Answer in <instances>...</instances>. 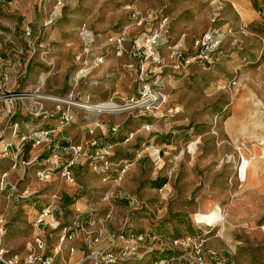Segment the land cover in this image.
<instances>
[{"label": "rangeland", "instance_id": "374dc122", "mask_svg": "<svg viewBox=\"0 0 264 264\" xmlns=\"http://www.w3.org/2000/svg\"><path fill=\"white\" fill-rule=\"evenodd\" d=\"M209 1L0 0V74L8 72L6 90L32 87L36 95H65L67 76L75 67L83 42L82 27L102 40L103 35L127 22L133 9L143 14L161 11L169 19L174 38L181 39L192 53V40L212 26L213 17L217 15L216 21L229 29L230 35L225 38L216 63L210 67L194 63L185 72L178 73L162 70L160 84L154 86L159 87L165 98L159 107L161 116L153 120V130L149 133L143 132L141 125L136 126L133 138L128 141L130 147L135 148L156 134L167 136L177 131L178 137L169 145V155L161 157V164L155 165L150 159L153 171L167 177L169 190H151L144 195L141 187H126L121 180L117 189L134 194L142 203L141 209L129 212L123 202L108 205L101 197L97 202L85 203L93 204L96 211L107 210L101 215L97 213L98 216L110 211L108 227L118 229L116 231L122 229L127 220L137 230L154 228L164 221V226L182 235L198 229L195 220L202 226V222L210 223L213 221L210 219L220 217L215 228L220 236L211 235L208 246L232 264H264V232L261 230L264 225V35L252 26L239 24L235 10L229 15L228 8L232 6L227 0L219 8ZM26 28L30 36H26ZM234 36L239 40L233 46ZM8 53L11 65L1 56ZM162 54L167 61L165 50ZM28 59L25 75L23 63ZM129 63L135 64V61L113 54L106 57L92 72L94 79L100 81L93 86L94 99H105L115 92L122 96L136 93L135 72L126 68ZM14 64L12 71L10 67ZM18 85L23 87L19 89ZM29 102L32 101L14 103L22 116ZM3 110L4 105L0 103V112ZM105 117L119 125L124 122V117ZM77 120L66 134L75 142L86 137ZM188 128L189 133L193 131V137L184 139L182 134ZM188 145L193 149L190 153ZM28 149L29 145L25 147L26 157ZM41 152V147L34 148L32 158ZM173 156L178 160L170 163ZM2 159L0 155V173L9 170L8 162ZM34 169L31 166L25 170L19 181V193L26 190V196L19 198L15 205H9L5 192L0 193V217L12 220V228L5 225L4 235V246L9 252L23 251L26 241L36 232L33 209L39 210L42 202L49 201L54 194L59 198L64 194L93 192L101 195L112 185L101 178L98 179L101 184H94L93 178L88 182L80 179L85 183L82 189L77 180L74 186L57 178L40 182L34 176ZM18 173L21 170L9 171V179L16 180ZM78 254L72 255L70 260H77ZM55 264L64 262L60 258Z\"/></svg>", "mask_w": 264, "mask_h": 264}, {"label": "built area", "instance_id": "2783aa9c", "mask_svg": "<svg viewBox=\"0 0 264 264\" xmlns=\"http://www.w3.org/2000/svg\"><path fill=\"white\" fill-rule=\"evenodd\" d=\"M224 1L226 0L209 2L219 8ZM257 14H260L259 10ZM216 16L213 17L212 26L192 40V53L188 52L181 39L174 38L169 19L161 11L151 10L143 14L133 9L128 21L103 35L102 40L82 27L80 34L83 42L75 59V67L67 76L65 95H36L32 87L20 91L6 90L8 72L1 73L0 103L4 105V110L0 112V155L2 158L7 157L10 164L9 170L0 173V191L5 192L7 199L14 194L16 198L25 197L26 190L19 193L18 183L30 166L35 167L34 176L40 182L57 178L74 186L76 177L71 169L84 165L99 175L103 182L112 183L101 194L103 202L108 205L123 202L129 212L141 209L142 203L134 194L117 189L132 162L128 159H116L117 143L110 142L107 137L115 134L120 125L102 117L126 115L131 118H150L151 122H143L140 129L151 132L153 120L161 116L158 113L159 107L165 101L159 87H154L160 84L162 70L178 73L185 72L194 63L207 67L216 63L223 42L230 35V30L216 21ZM134 30L136 32L132 33ZM25 34L30 36V30L26 28ZM238 40L235 36L232 37L233 46ZM164 50L167 61L162 54ZM109 54L135 61V64L126 65L128 70L135 72L134 95L122 96L115 92L105 99H94L92 89L100 81L94 79L92 72L106 61ZM3 58L11 65L9 53ZM19 64L21 65L20 62ZM14 66L15 64L10 70L14 71ZM39 80L43 82V79ZM18 100L32 101L28 103L24 113L30 119L29 122L22 119L10 122L17 113L14 103ZM78 111L84 113L81 126L86 137L75 142L58 136L75 122ZM50 121H54V124L48 126ZM133 136L134 132L128 131L123 143H127ZM60 141H65V144ZM28 142L32 150L41 147L42 152H48L47 156L40 158L38 154L25 160L23 149ZM189 146L188 153L193 151ZM168 148L169 145L153 144V138L146 139L136 147L134 156L136 159L146 156L155 165H159L161 157L169 155ZM177 160L173 156L169 162ZM13 170H21V173H18L16 180L11 181L8 172ZM172 171L173 168L169 173ZM113 174L116 176L113 177ZM165 190H169L168 179L159 189L160 192ZM59 200L57 194H54L36 212L33 219L36 232L26 241L21 252H9L4 246L6 229L4 219L0 217V264H55L60 258L64 264H232L228 258L220 257L208 246V234L221 221L220 217L210 219L213 220L210 223L202 222L208 229H202L199 235L166 239L150 228L134 229L128 220L119 231H111L108 227L110 211L102 216L90 211L82 220L80 216L84 212L75 206L70 211L71 217L66 219V211L58 205ZM197 223L199 224L198 221ZM261 230L264 232V225ZM214 234L220 236L218 231ZM164 249L170 250L172 254L166 257L154 255L155 251ZM77 252V260L71 261V256Z\"/></svg>", "mask_w": 264, "mask_h": 264}, {"label": "crops", "instance_id": "0c3cea01", "mask_svg": "<svg viewBox=\"0 0 264 264\" xmlns=\"http://www.w3.org/2000/svg\"><path fill=\"white\" fill-rule=\"evenodd\" d=\"M228 3L232 6L231 8H228L229 10V15L233 14L232 10H235V13L238 15L237 16V22H240L239 24H243V25H249L252 26L253 28H255V30L262 34L261 32L258 31V28H260L261 30H264V0H227ZM246 2V3H245ZM260 11V14H257V11ZM244 13H246V17L244 16ZM229 21V20H228ZM264 35V34H262ZM76 116L75 119L77 121H79L81 123L82 121V117H83V112L82 111H78L76 112ZM18 116L20 117H24V115L22 116L20 112H17ZM125 115L122 116H118L117 119H120L122 117H124ZM104 120H108L110 122L111 119L110 117H102ZM112 118V117H111ZM22 119V118H21ZM113 119V118H112ZM75 120V121H76ZM151 119L150 118H131L129 116H125L124 117V122L122 125H120V127H122L123 131L117 136V138H121V136L125 133V131H133V129L136 126H140L143 122H149ZM49 124H54V121H50V123H48L47 125L49 126ZM75 122L70 126L69 130H65L62 133H60L59 136L63 135L66 137V134L68 135L70 133V130L73 128ZM63 134V135H62ZM82 137H80L79 139H81ZM154 139V138H153ZM4 140V139H3ZM121 141V140H120ZM80 142V141H79ZM171 141V144H173ZM131 143V142H130ZM133 143V142H132ZM131 144L127 143H123V142H118L116 145V152H115V157L116 159H128L132 162V165L130 166V169L127 171V173L124 175V177L122 178V183L124 186L131 188L132 186H139L141 187L143 190V194L144 195H148L150 194L151 190H157L155 188H153L151 186V183L156 180L157 178H162L165 175L163 174H156L155 171H153V167L151 164V161L148 157H143L140 159H136L134 156L136 147H130ZM165 146V145H164ZM32 149H30L27 153L28 157H26V154H24V150H23V156L27 159H31L32 158ZM44 152H41V154H43ZM7 160V162L10 160L6 157L4 158ZM74 175L76 177L79 188H83L85 186V183H82L80 181L84 180L85 182H88V179H95V183L94 184H99L100 181L98 179H100L101 177L99 175H97L96 173L92 172L90 169H88L86 166L82 165V166H76L74 169ZM113 176V175H112ZM101 184V183H100ZM103 189V188H102ZM0 193H2L0 191ZM101 193V192H100ZM67 195L71 198L72 203H70L69 205H65L63 204V198L62 196H60V206L62 208L63 211H66V215L65 218L69 219L71 216L70 211H73V208L79 207L84 213H82V215L80 216V219H85V217L88 216V214H90V211H94L93 213L95 215H98L104 213L107 210H102L104 212H102L101 210L96 211V208L93 206V204H87L85 203L86 201H92V202H97L99 200V198L101 197V195H95V193L92 192L91 193H86V194H76V195H69V194H64ZM46 203V202H45ZM120 203V202H118ZM44 205V204H43ZM125 205V204H124ZM33 219L35 217V214L37 211L39 210H35L33 209ZM111 231H116L118 229H114V228H109Z\"/></svg>", "mask_w": 264, "mask_h": 264}, {"label": "trees", "instance_id": "16d2710c", "mask_svg": "<svg viewBox=\"0 0 264 264\" xmlns=\"http://www.w3.org/2000/svg\"><path fill=\"white\" fill-rule=\"evenodd\" d=\"M258 31L259 32H261L262 34H264V30H261L260 28H258ZM11 48V47H10ZM1 56L2 57H5L6 55H4V54H1ZM29 60L30 59H28L27 61V63H23V65H24V68H23V70L25 69V72H24V74L25 75H27V69H28V67H29ZM23 86L22 85H18V87L17 88H22ZM21 118H22V120H24V121H26V122H29V118H27L26 116H24V117H20V116H18V114L16 113L14 116H12V118H11V120H10V122L11 123H14L15 121H20L21 120ZM149 122H151V120L149 121ZM190 130V128H188V130L186 129L185 131H184V133L182 134V136H183V138L184 139H190V138H192L193 137V135H191V134H193V131L191 132V133H189L188 131ZM123 130H122V127H119V129H118V131L115 133V134H113V135H109V137H107V139L110 141V142H115V143H118V142H123V140H124V138H125V136H126V133H127V131H125V133L121 136V138H117V136L122 132ZM178 137V133H177V131H173L171 134H169V135H167V136H161V135H155V137H154V139H153V144H156V142L159 144V143H162L163 145H165V146H167V145H171V141H173V140H175L176 138ZM121 140V141H120ZM60 143H62V144H65V141H60ZM158 144H156V145H158ZM27 145H29V149L27 150V152L31 149V145H30V143L28 142V143H26L25 144V146H24V154H25V147L27 146ZM47 153L48 152H44L43 154H41L40 155V158H44L45 156H47ZM23 158L25 159V160H28L27 158H25L24 156H23ZM2 160H4V163H5V161H7L6 159H2ZM9 161H8V166H9ZM31 167V166H30ZM76 166H74V167H72V171H73V169L75 168ZM73 173H74V171H73ZM116 175L115 174H113V177H115ZM165 183H167V177L166 176H164V177H162V178H157L156 180H154L152 183H151V186L153 187V188H155V189H157V190H159ZM16 195L14 194V196L13 197H11L9 200V205H15V203H16V201H18V199L19 198H16L15 197ZM62 198H63V204H65V205H69L70 203H72V200H71V198L69 197V196H67V195H62ZM43 204H45V202H42V205H41V207L43 206ZM9 207V206H8ZM135 212V211H134ZM10 213H12L11 211H10ZM179 217V216H178ZM180 218V222H183V221H181V217H179ZM11 217L7 220H4V224L7 226V228L8 229H10V228H12V225H11ZM168 221L169 220H166L165 221V223L167 222L168 223ZM196 221V220H195ZM164 224V221H162L159 225H157V227H154V228H150V229H152L153 231H155L156 233H158V234H162L166 239H175V238H179V237H184V236H196V235H199V234H201L202 233V229H208L207 227H205L204 225H198V223H197V221L195 222V224H196V226L198 227V229L196 230V229H192V231H191V233H189V234H182V235H179L178 233H177V230H174V228H169V227H166V226H164L163 225ZM216 231V229H212L211 231H210V233L208 234V236H211V235H214V232ZM172 254V252L170 251V250H168V249H164V250H159V251H155V253H154V255H156V256H164V257H166V256H169V255H171Z\"/></svg>", "mask_w": 264, "mask_h": 264}, {"label": "water", "instance_id": "95a60500", "mask_svg": "<svg viewBox=\"0 0 264 264\" xmlns=\"http://www.w3.org/2000/svg\"><path fill=\"white\" fill-rule=\"evenodd\" d=\"M240 167H241V164H240V166L238 168V175L240 174V170H241Z\"/></svg>", "mask_w": 264, "mask_h": 264}]
</instances>
